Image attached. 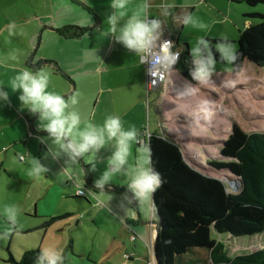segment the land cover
<instances>
[{
  "label": "crops",
  "instance_id": "crops-1",
  "mask_svg": "<svg viewBox=\"0 0 264 264\" xmlns=\"http://www.w3.org/2000/svg\"><path fill=\"white\" fill-rule=\"evenodd\" d=\"M219 1L232 6L237 4L233 0H191L194 6L186 9L184 0H176L179 7L173 10V15L162 17L160 6L164 0H151L149 12L152 17L162 20V37L170 38L175 50H184L188 44L182 40L180 45L184 28L179 25L177 17L185 11L196 13L207 5L208 10L201 12L211 25H218L225 18H222ZM137 2L132 0L133 5ZM235 11L241 13L240 17L234 14ZM110 12L109 0H0V83L6 84L15 74L14 70L21 67H28L32 71L45 69L51 73L49 90L60 94L79 93L76 108L82 118L102 123L106 116L118 115L122 117L125 128L135 126L136 141L147 131L169 134L179 144L171 132V126L161 124L169 114L170 99L179 97L174 92L181 89L182 83L193 86L183 68L188 64L187 56L181 55L175 71L162 84L148 88L145 65L115 42L110 34L103 35ZM254 12L264 14V11L256 8L247 11L243 6L229 7L225 11L232 26L239 31L257 22L249 16ZM12 22L23 30V35L8 36L7 28ZM66 26L84 28L85 31L76 37H65L59 30ZM211 30H208V34ZM206 34L203 36L208 37ZM223 37L227 36L218 33L211 38ZM230 38L233 37H227ZM13 53L17 56V62L9 58ZM42 61L46 63L38 65ZM17 96L18 93L10 91L9 100L0 103V207L15 205L20 209L14 230L0 217V235L9 237L8 244L3 248L12 259L13 253L21 258L25 251L49 250L46 244L56 237L58 242L51 248L62 252L64 264H74L75 256L81 260L91 256L103 264H124L122 254L123 257H133L138 247L135 244V249L132 248L128 240V237L132 239L130 234L137 233L146 238L147 230L138 224L145 223L140 219V204L147 206L149 199L131 202L123 176L114 178L103 190L86 187L83 174L86 164L83 160H80V166H68L66 156L52 158L46 143H41L39 139L46 133L38 129L36 115L22 108ZM159 101L156 111L154 102ZM184 103L185 97L180 96L176 102L179 112L197 108V104L190 106ZM156 127H160V130ZM166 127H169L168 133L164 130ZM136 141L130 149L129 164L132 167L142 164L148 155L146 145L137 144ZM110 154V146L102 148L97 154L96 170L88 167L92 184L104 170ZM20 156H23L22 160ZM34 159L48 168V172L39 179L29 175ZM186 161L196 167L192 161ZM80 167H83V173ZM211 176L218 177L217 174ZM82 189L84 196L77 195V191ZM154 215L153 206L152 220ZM108 222L116 226V230H111ZM6 232L8 234L3 235ZM81 232H84L85 247L76 248V239L80 241ZM152 232L154 239V228ZM14 235L26 238L24 242L18 241L21 245L12 246Z\"/></svg>",
  "mask_w": 264,
  "mask_h": 264
},
{
  "label": "clouds",
  "instance_id": "clouds-1",
  "mask_svg": "<svg viewBox=\"0 0 264 264\" xmlns=\"http://www.w3.org/2000/svg\"><path fill=\"white\" fill-rule=\"evenodd\" d=\"M151 0H138L133 5L132 0H109L110 14L106 17L107 29L103 35H111L115 42L121 44L139 59L140 64L147 65V74L155 83L164 79L175 71L180 51L175 50L172 40L162 39V20L150 15ZM194 5L191 0H184L186 9ZM179 7L176 0H164L160 6V16L169 17L173 10ZM179 25L207 31L209 25L204 23L191 11L183 12L177 17ZM8 36L23 35L14 22L7 28ZM192 68L190 75L194 81L206 84L211 80L216 70L217 57L211 42L204 36L198 37L190 48ZM215 52L219 54V61L234 65L239 53L235 46L223 37L216 44ZM10 60L17 62L15 53ZM15 74L5 83H0V103L9 100V92L18 93V100L22 108L36 115L38 129L46 136L40 137L41 143H46L48 154L52 158L61 155L67 157L68 166L79 165L80 160L88 165L92 171L97 167V154L106 146L111 147V154L106 158L105 168L95 179L96 188L103 190L114 178H126V189L131 200H142L151 196L161 185L162 178L151 164L150 155H146L143 163L132 167L129 164L131 145L137 139L135 126L125 128L122 117L108 115L102 123H95L92 119L82 118L76 106L79 103V93L60 94L49 90L51 73L45 69L36 71L28 67L15 69ZM226 88L234 86L232 80L223 81ZM181 97L193 96L191 85L181 88ZM214 110L208 99H202L197 104L196 118L211 122ZM66 166V167H68ZM83 173V169L80 167ZM48 168L34 159L29 175L39 179ZM84 174V173H83ZM20 209L15 205L0 207V217H3L9 228L17 227ZM4 233L3 235H7ZM38 264H64V256L59 250H42L38 256Z\"/></svg>",
  "mask_w": 264,
  "mask_h": 264
},
{
  "label": "trees",
  "instance_id": "trees-1",
  "mask_svg": "<svg viewBox=\"0 0 264 264\" xmlns=\"http://www.w3.org/2000/svg\"><path fill=\"white\" fill-rule=\"evenodd\" d=\"M259 2L264 0H246L251 6ZM249 16L257 22L239 31L235 40L239 57L230 65L233 73L239 72L245 61L264 70V14L254 12ZM59 31L65 37H76L85 29L66 26ZM207 39L220 62L215 43L222 38ZM182 54L187 56L188 62L187 67H183L185 75L194 81L190 75L189 49L186 47ZM146 147L152 166L162 178L161 185L151 194L160 221L155 244H152L159 264H264V248L229 257L224 245L211 236L212 231L233 236L264 231V132L246 133L232 124L219 149L220 157L206 164L219 171L218 177L188 163L180 145L167 134L150 133ZM222 177L237 178L240 181L238 192H228ZM84 179L91 183L87 165H84ZM200 251L204 253L202 258ZM39 254L40 250L34 249L25 251L18 262L11 259L16 264H31L38 261ZM182 256H187L186 263L181 261ZM131 258L126 256V259Z\"/></svg>",
  "mask_w": 264,
  "mask_h": 264
},
{
  "label": "rangeland",
  "instance_id": "rangeland-1",
  "mask_svg": "<svg viewBox=\"0 0 264 264\" xmlns=\"http://www.w3.org/2000/svg\"><path fill=\"white\" fill-rule=\"evenodd\" d=\"M233 1H236L237 4L232 6L222 1H219V6L222 7L223 10L222 18H225L222 22H218V25H211L207 18H205L203 13L201 12L203 10H208L207 5L203 6V10H198L196 11V13H193L194 15L198 16L204 23L208 24L209 29L211 28L212 30L208 34L209 29L205 32L191 27H183L184 29L179 39L180 45L183 43L182 40H185L190 50L197 38L203 36V34L207 33L206 35L211 38L213 37V35L219 33L222 36L224 35L227 37H233L230 39H233L234 41H229L236 48L237 43L235 40L239 34V30H236V28L232 26V21L227 18V14L225 13L226 9H228L229 7L231 8L236 6H243L247 11H251L255 8L259 9L260 11H264V2H259L255 4V6H251L246 4L244 0ZM234 14L239 17L241 15V13L239 14L238 11L237 13L235 11ZM224 24L228 27H225ZM216 44L217 43H215V46ZM178 50L181 53L183 51L180 48H178ZM183 57H185V55H183ZM188 79L189 81L193 82L192 88L194 89L195 94L191 97H185L186 103H184V105L187 104L193 106L198 104L199 101L202 99H208L211 102L215 113L211 122H207L202 119H197V108L195 110L187 108L184 113L182 111L179 112L180 110L176 105V102L179 100V96L177 98L173 97L172 99H170L172 101V104H168L169 114L166 115V118L162 121L161 125L163 126L165 124H169V126H171V132L174 135L176 141H178L181 145L185 159L192 161V163L196 165V167L199 168L200 171H203L208 175H218V170L210 166L208 167L206 164L208 160H217L220 157L219 149L223 140H225V138L227 137L232 127V124H236L246 133L264 132V70L262 67L257 66L256 64L250 61H245L243 67L239 72L231 73L230 65L225 64L223 62H217L216 70L212 74L211 80L208 83L200 84L197 81H192L190 78ZM225 80H232L234 82V86L231 88H226L223 83V81ZM185 86V83L181 84V88ZM177 93L178 92H174L176 96H178ZM159 103L160 101L157 103L154 102V105L157 107L156 111L159 107ZM154 105L152 106V111H154ZM158 128L160 130V127ZM158 128L156 127V129ZM162 129L164 128H161V130ZM168 129L169 127H166L164 130L168 133ZM200 163H203V165ZM223 178L224 177H222L221 179L225 183L226 190L233 194L237 193L240 189V181L237 178ZM82 191L85 193L83 189ZM148 199L150 201L148 200L147 206L143 203L140 204L142 211L140 219L142 220V222L144 221L145 223L138 224V226L143 227L147 230L146 238L144 239L142 236H138L135 232V234H130L131 237L134 238L133 240H130L128 237V240L131 242L132 248L135 249V247H133V245L135 244L138 247L136 249L137 251L134 250L135 254L131 259H126V257H123L122 254L121 259L123 260L124 264H152V252L150 242L153 241L152 228H154V225H152L151 222L157 219V215L155 212V218L154 220H152L151 211L153 205L151 202V196L148 197ZM108 223L109 228L111 230H116V226H114L111 222ZM149 228L150 234L148 235ZM38 235L40 236L41 234ZM211 236L224 245L225 253L229 257H234L237 255H246L261 248H264V231L246 236H233L229 233L218 234L215 231H212ZM25 238L26 237L14 235V242L12 246L21 245L18 241L21 240L22 242H24ZM80 238V241L76 239V248L85 247V242L83 240L84 232L80 233ZM8 240L9 237H3L2 235H0V264H16L14 262H18L20 260V256L16 253H13V259L15 260L13 262L10 253H7L6 250L3 248V245L8 244ZM57 242L58 238L52 237V239L46 245L48 246L49 250H53L51 247ZM200 252V257H204L203 251ZM19 253L21 254L22 252L19 251ZM83 258L84 260H81L79 256H75L74 264H86V262L88 264H103L102 261L98 262L95 258H92L91 256ZM185 258L188 259L187 256H185ZM185 258L184 256H182L181 258V261L183 263H186ZM31 264L38 263L33 262ZM105 264H112V262H106Z\"/></svg>",
  "mask_w": 264,
  "mask_h": 264
},
{
  "label": "built area",
  "instance_id": "built-area-1",
  "mask_svg": "<svg viewBox=\"0 0 264 264\" xmlns=\"http://www.w3.org/2000/svg\"><path fill=\"white\" fill-rule=\"evenodd\" d=\"M162 39H169V40H171L168 37H162ZM176 51H178V50H176ZM180 58H181V54H180L179 60H180ZM146 68H147V65H145V77H146V83H147L148 88L158 87L160 84H162L166 80L167 77H165L164 79H158L155 83L151 82V79L152 78L147 74ZM149 137H150V133L147 132V131H145V132H143L141 134V136L138 138V140L136 141V143L137 144L145 145L148 142ZM20 159L22 160L23 159V156H20ZM77 195L82 196V195H84V192L82 190H78L77 191ZM132 239H133V237H132ZM150 247H151V252H152V249H153L152 242H150ZM152 264H155L153 252H152Z\"/></svg>",
  "mask_w": 264,
  "mask_h": 264
},
{
  "label": "water",
  "instance_id": "water-1",
  "mask_svg": "<svg viewBox=\"0 0 264 264\" xmlns=\"http://www.w3.org/2000/svg\"><path fill=\"white\" fill-rule=\"evenodd\" d=\"M29 63H31V61H29ZM44 63H46V61H42V62H40V64H38V65H41V64H44ZM67 94H68V93H67ZM33 119H34V116H33V118L31 119V122H30L31 124H32V122H33ZM82 168H83V167H82ZM84 182H85L86 187H89V188L94 189V190H95V189L98 190V188H96V186H95L94 184L89 183V182H87L86 180H85ZM106 190H107V189H106ZM155 212H156V211H155ZM156 215H157V213H156ZM151 224L154 225V230H155L154 239H153V241H152V244L154 245V244H155V241H156V238H157V234H158V232H159L160 221H159V219L157 218L155 221H152ZM153 256H154L155 264H159L158 261H157V258H156V256H155V253H153Z\"/></svg>",
  "mask_w": 264,
  "mask_h": 264
}]
</instances>
